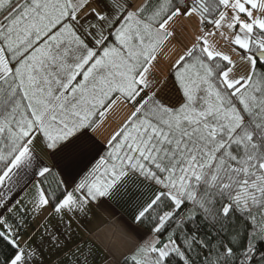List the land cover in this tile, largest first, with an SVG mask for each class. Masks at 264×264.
Here are the masks:
<instances>
[{"label":"snow or ice","instance_id":"1","mask_svg":"<svg viewBox=\"0 0 264 264\" xmlns=\"http://www.w3.org/2000/svg\"><path fill=\"white\" fill-rule=\"evenodd\" d=\"M99 259L264 264V0H0V264Z\"/></svg>","mask_w":264,"mask_h":264},{"label":"crops","instance_id":"2","mask_svg":"<svg viewBox=\"0 0 264 264\" xmlns=\"http://www.w3.org/2000/svg\"><path fill=\"white\" fill-rule=\"evenodd\" d=\"M169 48L170 47L168 46L165 52V55L167 56L169 55ZM116 116L119 115L113 114L108 118L107 122H110L111 119L117 120L112 124L110 132H112L113 129H115L117 125L126 117V115L119 118H117ZM109 134V130L106 129V126L104 124L101 126L97 133L98 139L101 143H103ZM115 209L118 214L126 215L117 207H115ZM41 219H43V217H41ZM88 227L90 229V232H84L81 229L80 238L92 240L99 247L101 256L106 255L105 245L114 248L120 247L122 237L119 230L120 225L117 222V218L115 216H109L102 212L98 213V218H93L92 223ZM97 264H105V261L103 259H99L97 261Z\"/></svg>","mask_w":264,"mask_h":264},{"label":"rangeland","instance_id":"3","mask_svg":"<svg viewBox=\"0 0 264 264\" xmlns=\"http://www.w3.org/2000/svg\"><path fill=\"white\" fill-rule=\"evenodd\" d=\"M195 36V25L193 23H189L187 21L184 22L183 25H177V35L176 38L169 44V55H165L167 58H175V53L178 50H181L185 45H189ZM128 110L123 107H118L115 109V111L111 115H119L116 116L117 118L121 116L127 115ZM115 117V116H114ZM117 120L111 119L110 122H106L105 126L106 129L109 130V133H111V126L113 123H115Z\"/></svg>","mask_w":264,"mask_h":264},{"label":"trees","instance_id":"4","mask_svg":"<svg viewBox=\"0 0 264 264\" xmlns=\"http://www.w3.org/2000/svg\"><path fill=\"white\" fill-rule=\"evenodd\" d=\"M115 207H117L118 209H120L121 211H123V213H125L127 215V212L125 209L121 208L119 205H115Z\"/></svg>","mask_w":264,"mask_h":264}]
</instances>
